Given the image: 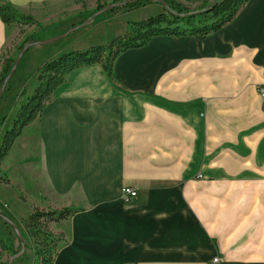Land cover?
<instances>
[{
  "label": "crops",
  "instance_id": "0c3cea01",
  "mask_svg": "<svg viewBox=\"0 0 264 264\" xmlns=\"http://www.w3.org/2000/svg\"><path fill=\"white\" fill-rule=\"evenodd\" d=\"M4 1L44 26L66 20L64 32L82 22L77 0ZM17 35L0 19V64ZM23 56L2 108L33 91ZM262 84L264 0H247L205 38L160 35L119 53L111 76L99 64L70 71L0 161V190L26 201L29 184L27 215L78 209L50 224L64 234L53 264H264ZM124 186L136 191L128 204Z\"/></svg>",
  "mask_w": 264,
  "mask_h": 264
},
{
  "label": "trees",
  "instance_id": "16d2710c",
  "mask_svg": "<svg viewBox=\"0 0 264 264\" xmlns=\"http://www.w3.org/2000/svg\"><path fill=\"white\" fill-rule=\"evenodd\" d=\"M125 1L118 5L129 7L138 4L136 0H133L132 4L129 0ZM159 2L162 7L159 13L145 19L127 21L123 33L114 36L107 43L66 51L45 60L35 71V88L15 111L12 126L5 130L1 137L0 161L6 156L23 128L38 117L50 100L53 90L65 81L70 71L90 64H99L106 75L111 76L113 61L119 53L141 47L151 38L160 35H192L205 38L231 21L247 0H215L197 9H192L174 0H159ZM0 19L7 25L29 24L38 27L39 30L46 29V26L40 24L30 14L20 12L4 0H0ZM82 25L84 21L72 25L66 32L69 33L76 26ZM37 40L34 35L29 34L16 44L13 54L8 52L2 54L0 90L4 84V88L7 86L10 79L8 78L9 73L18 54L26 45ZM77 211L78 209L73 207L34 206L32 208L22 220L23 228L32 247V264H53L58 245L63 240L64 234L53 231L50 224L67 219ZM3 251H7V245L0 236V253Z\"/></svg>",
  "mask_w": 264,
  "mask_h": 264
},
{
  "label": "rangeland",
  "instance_id": "374dc122",
  "mask_svg": "<svg viewBox=\"0 0 264 264\" xmlns=\"http://www.w3.org/2000/svg\"><path fill=\"white\" fill-rule=\"evenodd\" d=\"M77 1L79 3L80 10V16H78L79 20L86 21L88 20L87 18L91 19L86 21L84 25L76 28V30L71 31L63 37L44 45L32 47L25 53L24 56L22 55L23 58L21 60L18 72L20 73V70L22 71L24 69V77L21 78V80L24 84H28V91L33 90L35 80L32 74L33 72H35V69L40 65L42 60L49 59L66 51L78 50L92 45L107 43L114 36L123 33L124 30L122 31L120 30L121 27H118V25L121 24L120 22H122L119 18L121 16L126 20L136 21L156 15L162 10L159 0H136L138 4L136 6L130 5L129 7L118 5L123 0H94L93 2L89 3L82 0ZM174 1H177L192 9H197L211 3L213 0ZM123 2L126 1L124 0ZM129 2L130 4H132L133 0H129ZM76 19L77 18L73 19L70 22L76 23ZM66 23L68 22L64 20L60 25H56L54 27L46 26V29L43 30H39V28L35 27L34 25L16 24L18 28V35L16 36L13 46L8 48L6 52H8L9 54H13L16 44H18L24 37L29 34L34 35V38L38 40L61 35L66 32L62 31ZM9 87L12 89V83L9 84ZM5 102L6 103L4 104L6 105L3 108V103L0 104V125L2 123L3 125L8 124L11 119H13V115L15 113V110H13L12 107L13 101L6 100ZM3 109L5 110V114L1 116ZM11 188L12 187L10 186L3 185V190H0V214L7 217L16 226V219L21 216H27L26 209L30 208L31 201L33 199V188L28 184L25 190H23V195H25L26 201L19 198V192L15 191L14 188L12 189L14 191H12ZM231 215L234 214H230V216ZM16 228L21 235L22 242L18 240L12 226H10L9 224L7 225L6 221L0 218V236L3 238L7 245V251H3L0 253V259L4 258V255H6V260H8L9 257L13 256L14 258H18L14 262H11V264H32L33 258L30 240L26 235L23 225L20 227L16 226Z\"/></svg>",
  "mask_w": 264,
  "mask_h": 264
},
{
  "label": "water",
  "instance_id": "95a60500",
  "mask_svg": "<svg viewBox=\"0 0 264 264\" xmlns=\"http://www.w3.org/2000/svg\"><path fill=\"white\" fill-rule=\"evenodd\" d=\"M214 1H215V0H213L212 3H213ZM121 4H122V3H121ZM87 19L89 20V19H91V18H87ZM88 20H86V21H88ZM86 21H84V23H85ZM76 28H78V26H76L74 29H76ZM70 31H71V30H70ZM67 33H68V32H65V33H63V34H61V35H58V36H54V37L46 38V39H42V40H37V41H34V42L29 43L28 45H26V46L22 49V51L18 54V56L16 57L15 62H14V64H13V66H12V69H11V71H10V73H9L8 78L11 77L12 74L14 73V71H15L17 65H18V62H19L20 58L22 57V55L24 54V52H25V50H26V48H27L28 46H32V45H44V44H47V43L53 42V41H55V40H57V39L63 37V36L66 35ZM4 86H5V84L2 86V88H1V90H0V96H1L2 93H3ZM0 218L3 219L4 221H6L10 226H12V228H13V230H14V232H15L17 238H18V240L22 242L21 235H20L18 229L16 228V226H15V225H14V224H13L8 218H7V217H5L4 215L0 214ZM13 258H14L13 256L9 257L8 264H11V261H12Z\"/></svg>",
  "mask_w": 264,
  "mask_h": 264
},
{
  "label": "built area",
  "instance_id": "2783aa9c",
  "mask_svg": "<svg viewBox=\"0 0 264 264\" xmlns=\"http://www.w3.org/2000/svg\"><path fill=\"white\" fill-rule=\"evenodd\" d=\"M257 94L264 100V85H258L256 88ZM136 196V191L129 187V186H124L121 189V200L124 203H130ZM213 262L217 261V257L212 260Z\"/></svg>",
  "mask_w": 264,
  "mask_h": 264
}]
</instances>
